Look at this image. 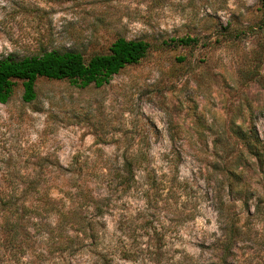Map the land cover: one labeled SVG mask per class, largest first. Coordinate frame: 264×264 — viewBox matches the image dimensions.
Instances as JSON below:
<instances>
[{
  "label": "rangeland",
  "instance_id": "374dc122",
  "mask_svg": "<svg viewBox=\"0 0 264 264\" xmlns=\"http://www.w3.org/2000/svg\"><path fill=\"white\" fill-rule=\"evenodd\" d=\"M118 37L150 46L104 85L41 77L25 102L17 80L0 103V193L34 179L60 200L19 264H264L261 0H0V57ZM138 150L149 171L117 185Z\"/></svg>",
  "mask_w": 264,
  "mask_h": 264
},
{
  "label": "trees",
  "instance_id": "16d2710c",
  "mask_svg": "<svg viewBox=\"0 0 264 264\" xmlns=\"http://www.w3.org/2000/svg\"><path fill=\"white\" fill-rule=\"evenodd\" d=\"M261 7L264 12V0H261ZM193 41L195 39L190 37L171 39L177 45H188ZM149 46L143 39L118 37L110 44L107 52L95 53L89 58L74 50H48L22 58L12 55L0 57V103L9 100L17 80L22 83V99L25 102L36 98L35 82L41 77L67 79L80 86L90 83L102 86L124 66L142 59ZM132 155L137 159L146 157L144 152L138 150L126 156V161L117 168V185L124 188H129L135 182L137 169L149 171L141 165L135 167L129 160ZM152 180L155 182L154 176ZM6 188L8 192L0 193V233L3 243L10 249L11 257L16 256L14 259L19 264L25 252V244L30 238V226L41 224V220L49 218L52 212L61 214V209L57 207L60 200L50 195V185L39 180L29 179L6 185Z\"/></svg>",
  "mask_w": 264,
  "mask_h": 264
}]
</instances>
